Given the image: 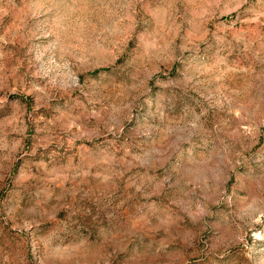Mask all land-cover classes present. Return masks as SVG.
I'll use <instances>...</instances> for the list:
<instances>
[{
	"label": "rangeland",
	"instance_id": "374dc122",
	"mask_svg": "<svg viewBox=\"0 0 264 264\" xmlns=\"http://www.w3.org/2000/svg\"><path fill=\"white\" fill-rule=\"evenodd\" d=\"M0 264H264V0H0Z\"/></svg>",
	"mask_w": 264,
	"mask_h": 264
}]
</instances>
